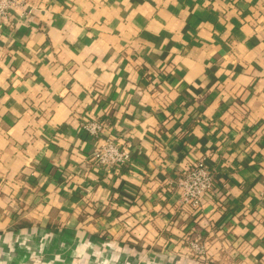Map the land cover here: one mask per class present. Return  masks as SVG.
<instances>
[{"label": "crops", "instance_id": "1", "mask_svg": "<svg viewBox=\"0 0 264 264\" xmlns=\"http://www.w3.org/2000/svg\"><path fill=\"white\" fill-rule=\"evenodd\" d=\"M22 3L0 23V264H264V0ZM107 135L118 170L87 157ZM200 158L223 197L181 209Z\"/></svg>", "mask_w": 264, "mask_h": 264}, {"label": "built area", "instance_id": "2", "mask_svg": "<svg viewBox=\"0 0 264 264\" xmlns=\"http://www.w3.org/2000/svg\"><path fill=\"white\" fill-rule=\"evenodd\" d=\"M21 5H25L22 0H0V23L9 18L11 9ZM82 127L95 140L97 137L99 138L103 122L94 118L83 121ZM87 157L98 169L114 171L125 165L129 161L130 155L127 147L119 143L116 138L107 135L102 137V140L95 145ZM214 173L216 174V169L209 166L204 158L198 159L194 164L179 172L174 183L179 191L178 203L181 209L199 211L206 193H212L214 197L219 199L223 197L221 196L222 193L217 191L220 190L219 188L213 190ZM193 236L189 235L185 239L188 250L193 256L202 257L205 253V247Z\"/></svg>", "mask_w": 264, "mask_h": 264}, {"label": "trees", "instance_id": "3", "mask_svg": "<svg viewBox=\"0 0 264 264\" xmlns=\"http://www.w3.org/2000/svg\"><path fill=\"white\" fill-rule=\"evenodd\" d=\"M124 166V165H123ZM189 167V166H188ZM213 182H214V187H213V190H216L217 188H220V187H222L223 186V184H224V180H222L219 176H218V174L216 173H214V176H213ZM174 187L176 188V186H175V184H174ZM222 189V188H221ZM221 196H223V195H221ZM224 199V198H223ZM222 199V200H223ZM220 204H222V203H220ZM191 224V220H189L188 222H187V220H186V218H183V220L182 221H180L177 225H179V227H180V229L182 230V232H183V237H184V240L187 238V236H192V235H194V231H192V230H190V225Z\"/></svg>", "mask_w": 264, "mask_h": 264}]
</instances>
